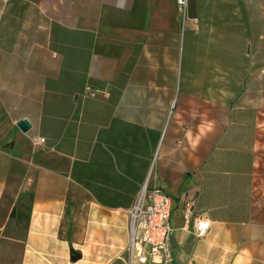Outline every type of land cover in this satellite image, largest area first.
I'll return each instance as SVG.
<instances>
[{
  "label": "crops",
  "instance_id": "crops-1",
  "mask_svg": "<svg viewBox=\"0 0 264 264\" xmlns=\"http://www.w3.org/2000/svg\"><path fill=\"white\" fill-rule=\"evenodd\" d=\"M262 10L0 0V232L28 217L23 264H264ZM144 187L172 200L157 263L130 261Z\"/></svg>",
  "mask_w": 264,
  "mask_h": 264
},
{
  "label": "built area",
  "instance_id": "built-area-1",
  "mask_svg": "<svg viewBox=\"0 0 264 264\" xmlns=\"http://www.w3.org/2000/svg\"><path fill=\"white\" fill-rule=\"evenodd\" d=\"M181 14H185L187 0H175ZM90 95V89H88ZM34 145L44 142L43 137H32ZM195 201L184 205L183 220L185 224L193 222L194 235L204 237L209 229V221L202 217L193 218ZM132 221L130 245V261L145 263L148 259L155 261V257L170 259L169 241L172 233L171 214L172 200L160 187L143 188L136 203L130 210ZM134 215V217H133ZM131 229V228H130Z\"/></svg>",
  "mask_w": 264,
  "mask_h": 264
},
{
  "label": "rangeland",
  "instance_id": "rangeland-1",
  "mask_svg": "<svg viewBox=\"0 0 264 264\" xmlns=\"http://www.w3.org/2000/svg\"><path fill=\"white\" fill-rule=\"evenodd\" d=\"M264 11V10H262ZM131 221L132 216L129 213L128 229L131 238ZM25 221H19L17 228L9 225L0 232V264H23V242L13 240L12 236L24 235ZM21 240V239H19ZM130 248V247H129Z\"/></svg>",
  "mask_w": 264,
  "mask_h": 264
},
{
  "label": "water",
  "instance_id": "water-1",
  "mask_svg": "<svg viewBox=\"0 0 264 264\" xmlns=\"http://www.w3.org/2000/svg\"><path fill=\"white\" fill-rule=\"evenodd\" d=\"M17 126L22 130L26 131L29 128V123L26 119H21L17 122ZM72 260H75L77 258V252L73 251L71 253Z\"/></svg>",
  "mask_w": 264,
  "mask_h": 264
},
{
  "label": "trees",
  "instance_id": "trees-1",
  "mask_svg": "<svg viewBox=\"0 0 264 264\" xmlns=\"http://www.w3.org/2000/svg\"><path fill=\"white\" fill-rule=\"evenodd\" d=\"M13 210L11 211V214H10V217H12V214H13ZM26 219H28V217H25V215H23L22 217H21V220L20 221H22V220H26ZM17 220V219H16ZM19 220V219H18Z\"/></svg>",
  "mask_w": 264,
  "mask_h": 264
},
{
  "label": "bare ground",
  "instance_id": "bare-ground-1",
  "mask_svg": "<svg viewBox=\"0 0 264 264\" xmlns=\"http://www.w3.org/2000/svg\"><path fill=\"white\" fill-rule=\"evenodd\" d=\"M133 217H134V215H133ZM133 232V228H131V233Z\"/></svg>",
  "mask_w": 264,
  "mask_h": 264
}]
</instances>
